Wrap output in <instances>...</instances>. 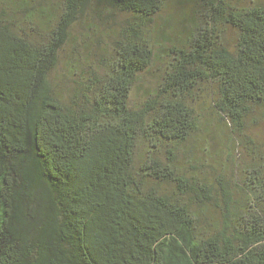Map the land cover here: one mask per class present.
<instances>
[{
    "label": "trees",
    "instance_id": "obj_1",
    "mask_svg": "<svg viewBox=\"0 0 264 264\" xmlns=\"http://www.w3.org/2000/svg\"><path fill=\"white\" fill-rule=\"evenodd\" d=\"M167 1L0 0V264H264L260 166L248 159L238 183L215 177L212 163L183 165L198 168L188 143L200 94L230 129L224 175L238 167L237 146L264 147L246 134L264 114V0H205L206 17L184 13L193 26L168 49L156 90L133 105ZM104 12L105 23L125 18L111 57L92 59L84 30L98 31ZM63 52L66 96L53 78Z\"/></svg>",
    "mask_w": 264,
    "mask_h": 264
},
{
    "label": "rangeland",
    "instance_id": "obj_2",
    "mask_svg": "<svg viewBox=\"0 0 264 264\" xmlns=\"http://www.w3.org/2000/svg\"><path fill=\"white\" fill-rule=\"evenodd\" d=\"M16 1L21 4L23 2V0ZM32 1L35 5L38 4V0ZM2 2L5 3L6 0H2ZM52 2L58 5L59 0H52ZM204 2L205 0H168L166 4L164 3L161 12L154 18L150 33L155 57L149 69L138 78L131 97V103L133 105L147 100V98L156 90L157 86H159L161 76L164 75L163 69L165 68L168 59V49L177 42L178 37L181 35L183 25L188 29L193 26L190 18L186 17L184 13H189L191 9H194L197 12V19H202L207 11ZM105 10L107 9H100V11ZM23 11H25V9ZM23 11L17 13L18 17L22 15ZM94 15L97 16L98 14H93V16ZM103 15L108 14L107 12H104L100 16L102 23L99 24L98 31H92L89 29L84 30V35L90 36V39H87L86 41L90 46L88 47L86 43L82 41L80 50L86 54L91 53L92 59H94L93 54H97L98 59L102 60L99 58L102 53L107 58L111 57L112 40L117 36L116 32L122 26L125 18L123 13H115L109 15L112 22L105 23V17ZM126 16L128 19L129 16ZM39 19L40 18H38L37 23L39 22ZM88 23H92L90 17ZM82 30L83 28H78V31ZM223 30H225L224 39L226 42L234 45L237 41L235 30L229 27H224ZM97 46L103 47V51L98 50ZM68 56V52L62 53L61 63L53 73L54 80L61 83L62 93L65 96L69 93L70 88L72 87L71 74H69L70 66H68L66 62ZM199 101L200 103L196 105L198 118L200 120L199 131L195 135L196 138L188 143L197 151V156H195V161L197 163L195 165L198 166V168L192 169L187 162L183 161V165L187 166L186 169L190 172H201L202 163H212L215 167V177H218L219 175L222 176V179H225L226 177L231 176L233 180L242 183L245 179V173L249 170V168L246 169L247 167L243 165L248 162V159H250L260 166L259 168L264 175V147L259 149L260 152L255 150V152L251 154L250 150L242 148V152L240 146H237L239 149V155H241L238 167L234 166V173L230 166L225 175L222 173V165H220L221 160L227 158V153L229 152L228 146H230L232 142L230 129L223 126L220 118H218L213 112L212 102L209 96H203L200 94ZM253 117L254 120L249 123L246 134L255 142V144L259 143L264 145V114L258 112ZM256 146L257 145H254L255 148ZM248 165L250 166V164ZM163 188L171 190L170 186L164 185Z\"/></svg>",
    "mask_w": 264,
    "mask_h": 264
}]
</instances>
